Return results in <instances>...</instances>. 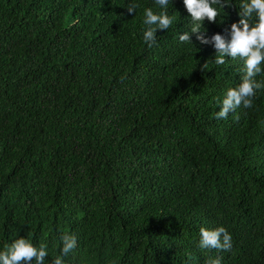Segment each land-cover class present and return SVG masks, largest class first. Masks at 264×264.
I'll return each mask as SVG.
<instances>
[{
    "label": "trees",
    "instance_id": "1",
    "mask_svg": "<svg viewBox=\"0 0 264 264\" xmlns=\"http://www.w3.org/2000/svg\"><path fill=\"white\" fill-rule=\"evenodd\" d=\"M242 2L192 33L171 0L148 47L154 0H0V251L24 237L52 264L73 234L65 264H264V89L216 119L244 61L197 39ZM218 227L231 250L201 249Z\"/></svg>",
    "mask_w": 264,
    "mask_h": 264
},
{
    "label": "clouds",
    "instance_id": "2",
    "mask_svg": "<svg viewBox=\"0 0 264 264\" xmlns=\"http://www.w3.org/2000/svg\"><path fill=\"white\" fill-rule=\"evenodd\" d=\"M154 3L162 11L156 13L152 8L144 10L143 23L147 27L143 31V42L148 47L155 44L158 29L168 30L174 22V18L167 11L171 0H154ZM183 4L190 14L191 32L201 33L204 21L216 23L224 6H231V0H183ZM139 6L137 3L130 4L127 7L128 12L136 11ZM238 15L239 21L231 24L227 36L215 34L208 40L203 34L197 35L201 44L214 43V63L217 66L226 64L227 57L244 61L242 82L227 90L222 106L216 113V119H227L230 112L241 106L252 108L257 91L264 89V82L255 79L264 72V0H244ZM253 17L256 19L255 23H252ZM179 39L181 42H191L187 31L180 35ZM207 68L208 62L202 65L201 71ZM200 237L201 249L230 251L232 248L231 234L224 227L212 230L201 228ZM61 239V255H57L52 264H65L64 257L76 248L75 235L65 234ZM47 247V244L43 243L37 247L24 237L18 238L7 246L5 251H0V264H45L49 255ZM207 264H222V258L210 259Z\"/></svg>",
    "mask_w": 264,
    "mask_h": 264
}]
</instances>
